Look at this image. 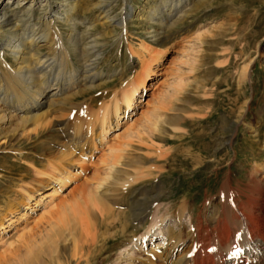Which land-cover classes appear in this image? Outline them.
<instances>
[{"label": "rangeland", "instance_id": "1", "mask_svg": "<svg viewBox=\"0 0 264 264\" xmlns=\"http://www.w3.org/2000/svg\"><path fill=\"white\" fill-rule=\"evenodd\" d=\"M101 1H104L103 8L100 7ZM160 1V8L165 9L166 5L171 7L170 3L179 0ZM30 2L18 8V13L21 14L23 9L26 12ZM182 2L186 5L184 10L193 9L187 16H184L185 12H176L167 28L148 16L150 9L155 6V0H80L81 8L76 13L80 43L98 45V50L87 56L86 60L92 59L88 63H93V71L112 77L109 81L96 80L91 85L83 80L75 89L66 91L65 94H70L92 87L76 99L77 103H81L80 110H74L76 113L67 107L62 113H53L58 119L49 130L32 139L22 138L15 144H9L6 151L0 152V214L10 205L22 204L23 189L31 192L44 187V194L52 190L53 184L48 186L46 183L43 186L45 183H42L43 179L35 169L49 170L56 161H61L56 158V153L65 151L64 146L72 142L71 134L75 129L73 116L83 114L86 108L99 110L112 97L114 90H122L130 82L140 81L142 77L150 88L144 89L142 99L138 98V101H142L138 102L133 117L142 116L140 108L151 112L155 106L154 100H164L160 115L165 116V120L169 119L167 123L164 121L166 133H159L146 125L148 133L144 138L133 139L131 148L142 156L146 164L138 173L136 183L127 186L129 188L126 191V186L122 187L116 196L117 201L111 205L120 217L110 225L100 215L93 219V222L96 220L99 234L106 233L107 239L99 237L96 244L90 243V253L94 257L90 264H125L129 256L134 260L129 264H145L153 247L157 248L160 241L165 246L167 241L162 240V236L155 242L160 226H163L166 238L169 230H180L181 219L178 214L183 202L188 205L183 221L188 227L186 230H190L189 210L195 216L200 212L207 216L221 204L219 192H250L247 186L252 166L264 161V0ZM131 10L133 13L126 20V31L117 23L99 19L107 13L115 22H119ZM45 11V8L36 5L32 17L34 22H39V19L43 21ZM56 26L71 52L66 74L79 73L89 77L86 63L80 59V53H75L70 42L71 26L61 22L56 23ZM158 32H162L163 37L155 40L153 36ZM145 42L151 45L147 53L149 55L146 63L139 64L129 48L138 50ZM53 51L54 47L41 46L37 52L43 55L52 54ZM161 54L164 58L154 67L155 74L145 76L147 67L155 65ZM4 56L11 68H17L14 56L9 51ZM0 67L6 74L3 65ZM135 70L138 76L134 74ZM158 79L162 83L154 90L152 83ZM151 96L152 103L145 105L144 99ZM173 118L177 121L173 122ZM135 122L142 124L144 120ZM19 124L18 119L5 123L2 132H9ZM123 129L124 126L119 130ZM101 152L95 151L91 159L81 160L72 166L74 174L82 171L64 189L63 196H59L54 208L44 219L34 221L39 219L40 210L32 213L34 217L25 221L27 228L22 229L29 232L16 240L12 248L9 243L16 239L10 238L15 224L0 231V236L6 241L0 245V264H89L87 255L74 259L69 253L64 254L61 247L57 249L63 255L52 252L55 250H51L55 244L54 235L59 231L53 223L64 209V204L68 206L79 199L81 203L87 200V196L86 199L79 198L82 197V184L90 181L89 187L95 190L98 179L94 182L92 178L103 171L98 157ZM63 165L67 166L69 162ZM42 200V205L37 206L41 210L49 198ZM137 200L140 201L134 208V216L128 204ZM209 203L213 204V208H209ZM90 209L93 215L97 213L96 207ZM24 211L21 206L9 218L12 217L14 221L20 219ZM133 216H140L139 221H135ZM160 218H164L163 223H160ZM9 223L11 221H6L5 226ZM124 224L129 226L125 233L122 232ZM31 226L35 227L32 234L29 230ZM148 230V236L142 239V234ZM127 248L130 255H122ZM158 249L163 250L165 247Z\"/></svg>", "mask_w": 264, "mask_h": 264}, {"label": "bare ground", "instance_id": "2", "mask_svg": "<svg viewBox=\"0 0 264 264\" xmlns=\"http://www.w3.org/2000/svg\"><path fill=\"white\" fill-rule=\"evenodd\" d=\"M125 1L128 2V0ZM155 1V6L150 9L148 16L167 28L171 25L170 21L176 16V12H185L184 16H187L189 11L193 9L184 10L183 7L186 5L183 4V0L170 3L171 7L166 5L167 8L165 9L160 8L162 7L160 0ZM185 1L188 2L189 0ZM29 2L27 0H0V66L3 65L6 72L4 74V70L0 67V152L6 151L9 144H15L22 138L32 139L41 132L49 130L54 121L58 119L57 116H53V113H62L66 107L71 111L80 110L81 103H77L76 99L92 87L72 91L70 94H65L66 91L75 89L83 80L91 85L96 80L109 81V78L112 77L106 76L102 72L93 71V63H88L92 59L86 60L87 56L96 49L98 50V45L80 43L81 36L77 31L78 19L76 18V13L81 8L80 0H32L26 7L28 10L25 12L23 9L27 16H24L25 13L22 14L23 12L19 14L18 8ZM38 4L46 11L43 21L39 19V22H34L35 19H32L33 10ZM102 4L104 1L100 3V7L103 8ZM132 13L131 10L127 15H123V19L119 22H115L107 13L101 15L99 19L104 20V22L117 23L126 31V20L131 17ZM58 22L71 26L70 42L73 44L75 53H80V59L86 63L85 67L90 74L89 77H83L79 73L70 76L66 74L71 52L64 44L60 31L57 30L56 23ZM153 37L155 40H159L163 37V33H155ZM41 46L54 47V54L42 55L40 52L41 55H39L37 51ZM150 46L149 43L145 42L138 50L129 48L132 57H137V63L144 64L147 62L146 58L149 55L147 53H149ZM7 51L14 56L17 68H11L7 64L4 56ZM163 58L164 55L161 54L157 58L158 61L155 59V65H147L145 76L154 75L156 72L154 67H157ZM132 62L134 63V59ZM137 70L134 73L136 76H138ZM115 75L116 73L113 76ZM134 76L132 77L133 80ZM138 81L130 82L131 84L122 90H114L112 97L103 103L99 110L91 111L86 108L87 111L83 114L77 113L78 116H73L75 129L71 134L72 142L68 146H64L65 151H57L56 153L58 156L56 158L61 159V161H56L57 163L53 161L55 165L53 164V167L51 165L49 170L38 171L35 169L36 173L42 177V183H45L43 186H46V183L48 186L53 184L52 190L44 194L42 192L44 187L31 192L23 189L22 204L10 205L4 209V213L0 214V231L15 224V229L10 238L16 237V239L10 241L9 246L11 248L16 240H20L29 232L22 229L27 228L25 221L34 217L32 213L40 210L39 219L34 221L38 220L37 222H39L40 219H44L46 214L54 208L55 201L63 196L64 189L75 179L77 174H80L82 169L74 174L72 166L81 160L83 162L88 158L91 159L95 151H102L98 157H100L99 163L103 166V171L100 172V175L92 178L94 182L98 179L95 190L89 187L90 181L88 184L86 181L84 185L82 184V197L79 198L82 200L86 199L87 196V200L81 203L78 202L79 199L73 205H63L64 209L62 208L61 212L58 213V217H55L56 220L53 223L58 226L59 231L54 235L56 239L52 238L53 241L55 239V244L51 246L53 247L51 250L55 248L52 252L59 255L62 253L57 248L61 247L64 254L69 253L74 259L77 257L81 259L87 255V260H85L89 264L90 260L94 259L90 253V243L96 244L99 237L104 238V240L107 237L105 236L106 233L99 234L100 231H97L98 227L95 226L96 220L93 222V219L100 215L101 219L110 225L120 217V214L115 213L111 205L117 201L116 196L122 187L126 186L124 188L126 191L129 188L127 186L136 183L138 173H141V168L146 164L142 156L134 153L135 150L131 148L133 139L144 138V135L148 133L146 125H150L159 133L165 134L167 127L165 123L169 122V119L165 120V116L160 115L164 100H154L155 106L151 112H148L146 108H140L142 116L133 117L138 102H141L142 96H144V89L150 88L147 87L143 77ZM161 83L162 80L152 83L153 89L156 90ZM138 98L141 99L138 101ZM151 98L152 96L144 99L145 105L152 103ZM82 115L83 118H80ZM14 119H18L20 124L14 126L9 132H2L3 124L12 122ZM138 120L139 122L144 120L145 124L144 122L136 124L135 121ZM172 121L176 122L177 119L173 118ZM123 126L125 129L120 131L119 129ZM173 129L175 130V128ZM67 162L69 165H63ZM252 167L249 186L246 185L250 192H219L221 204L217 205L207 216L201 212L195 216V213L189 210L190 230H186L188 227L183 221V215L188 208L187 202H183L178 214L181 219L180 230L177 232L169 230L166 238L163 226H160L158 228L160 231H157L155 235V242L162 236V240L167 239V241L165 246L160 241L157 243V248L153 247L145 264H264V161L257 162ZM43 198H49V201L43 203L44 208L41 210L37 206L42 205ZM139 201L128 204V209L134 216L136 214L134 208ZM20 204L25 211L20 219L15 220L16 224L9 216L14 215L17 209L21 208ZM90 207L97 208L95 215H93L94 212ZM209 208H213V204L209 203ZM134 216L133 219L139 221L140 216L138 218ZM71 217L74 218L73 221ZM160 219L161 222H158L163 223L164 218ZM6 221H11V223L5 226ZM123 227L122 232L125 233L129 226L124 224ZM34 229V226L29 227L31 234ZM150 230L142 234L141 238L148 236ZM154 232L156 233V231ZM54 233L55 231H53ZM134 239L137 240L136 237ZM4 242L6 241L3 236H0V245L5 244ZM161 247H165V249L159 250L158 248ZM127 254L130 255L128 248L122 255ZM131 261L134 260L129 256L125 264H129Z\"/></svg>", "mask_w": 264, "mask_h": 264}]
</instances>
